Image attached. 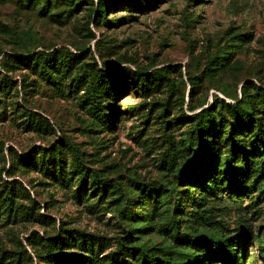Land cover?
Instances as JSON below:
<instances>
[{"label": "rangeland", "instance_id": "1", "mask_svg": "<svg viewBox=\"0 0 264 264\" xmlns=\"http://www.w3.org/2000/svg\"><path fill=\"white\" fill-rule=\"evenodd\" d=\"M96 2L0 0V21L10 28H0V203L13 187L30 196L16 197L17 215L13 205L0 219V264H50L48 242L66 233L101 238L99 257L117 264H140L127 250L122 255V244L148 245L160 258L171 255L160 251L166 247L196 252L206 256L197 264H222L213 249L182 236L223 234L236 245L235 262L264 264V141L237 191L234 172L223 166L234 150L224 138L213 149L211 134L202 153L215 160V173L204 163L185 183L175 177L196 149L195 113L235 104L246 88L264 123V0H116L106 20ZM57 51L79 58L70 68L57 64L52 80L35 65ZM118 67L158 72L161 81L146 94L117 75L113 100L97 71ZM99 97L97 111L92 99ZM222 129L227 137L231 127ZM72 151L112 187L97 192L74 173ZM43 154H60L73 175L49 177L40 169ZM234 154L242 167L243 154ZM116 186L124 202L112 195ZM31 200L44 218L33 217Z\"/></svg>", "mask_w": 264, "mask_h": 264}, {"label": "trees", "instance_id": "2", "mask_svg": "<svg viewBox=\"0 0 264 264\" xmlns=\"http://www.w3.org/2000/svg\"><path fill=\"white\" fill-rule=\"evenodd\" d=\"M116 6V0H97L95 13L101 19L106 20L108 18L109 9L111 10ZM0 28L10 30V28L1 21ZM78 58L79 56L74 55L73 53L65 54L62 51H57V53L54 54H43V61L41 63L37 62L35 67L41 69V71H45L50 79L55 80L56 77L51 70L57 64L65 68H70L73 66V63L77 62ZM97 75L99 76L98 80L102 85V92H104L108 97H111L113 100H116L118 95V85L115 81L117 75L121 78L126 77L133 80L134 83H136L146 94L150 93L152 87H156L161 81V75L158 72L149 75L143 73L142 71H132L127 68L121 69L119 67L107 68L104 71L98 70ZM261 92V100L264 105V89L261 90ZM103 102L104 100L101 97L92 99V104L99 105L98 107H95L97 111L104 107L102 105ZM216 107V105H213L210 109H204L192 116V129L196 149L193 151L191 159L182 164L180 169L176 172L175 177L179 183H185L193 177L200 166L204 163H210V170H213L215 173V167H213V165H215V160H209L208 156L202 153V149L207 147V137L211 134L213 138H216L213 142L215 143L213 149L219 152V148L222 143L221 140L224 138L225 142L223 143L230 145L231 150H234L233 153L226 156L223 166L227 165L226 169L234 172L231 190L237 191L239 185L244 186L251 177L253 168L248 163L249 155H254L253 157L255 159V155L259 147V141H264V123L261 122L262 118L260 108L257 106V101L254 97L252 99V95L247 94L246 88L243 89L242 98L237 103L227 104L226 108L224 103H221L218 105L217 109ZM190 109L195 110V107L190 106ZM107 120L109 124L113 123L110 119ZM224 123L231 127L230 133L227 137L222 134V131H224L222 129ZM246 136H250L249 139H247ZM237 151L242 153L244 156L242 167H239L238 165L240 163L238 155L234 154V152ZM72 153L74 155L73 165L76 171L74 173L81 175L84 180L90 178L93 181L92 188L97 189V192L101 190L106 192L108 190L107 187L111 186L110 184H107L108 180L101 179L96 173H90L84 166L79 152L72 151ZM259 156H261L262 159L263 154H259ZM41 161V171L53 179L64 180L69 175H73V171L69 172L67 170L65 162L60 154L50 155L48 159L46 154H43ZM259 168L264 172V158L260 162ZM212 178L215 177L212 176ZM115 188L120 191L117 192L116 190H112V195H114L116 202H124L126 195L118 186ZM13 190H15V187H13L11 191L3 197V200L0 203V219L6 214L11 216V206L13 205H16L15 215H17V211L20 205H22L21 201L17 200L16 197H20L21 194H25L26 190L24 188L16 189L15 191ZM78 192H80V189ZM27 194L28 197H30L28 192ZM31 201L33 217L39 220L44 218L41 214L34 211L36 203L34 200ZM17 203L20 205H17ZM124 211L126 214H130L127 206ZM80 235L81 236L78 238H75L70 233H66L55 237L52 241L48 242L47 247L50 249V252L48 253V262L50 264H117L116 258L107 260V258L99 257L98 251L105 249L101 238L94 237L93 235L86 233H81ZM182 241L184 244H193L195 246L198 242H200L204 248H207L208 250L213 249V255L217 257L222 264H242L240 262H235L233 250L236 245L229 236L216 233H198L192 237L186 235L182 236ZM73 249H76L79 252L76 254L75 252H71ZM121 250L123 251L122 255L125 256L127 255L125 250H127L131 258L136 257L138 263L140 264H158L159 261H163V264H197L202 263L206 257L204 254L201 255L196 252L186 253L184 250H171L166 247L161 248L160 251H164V253H171V255L167 256L162 254L163 257L160 258V255L157 254L156 248L149 247L145 244L128 247L122 244ZM26 254L31 260V256L27 252Z\"/></svg>", "mask_w": 264, "mask_h": 264}]
</instances>
